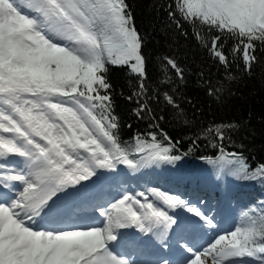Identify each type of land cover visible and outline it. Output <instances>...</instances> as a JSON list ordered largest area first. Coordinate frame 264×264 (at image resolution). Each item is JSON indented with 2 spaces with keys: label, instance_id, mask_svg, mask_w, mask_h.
<instances>
[{
  "label": "trees",
  "instance_id": "1",
  "mask_svg": "<svg viewBox=\"0 0 264 264\" xmlns=\"http://www.w3.org/2000/svg\"><path fill=\"white\" fill-rule=\"evenodd\" d=\"M120 6L143 71L108 62L99 71L94 88L111 136L131 154L137 146L157 150L137 170L147 182L175 187L204 175L217 196L234 192L249 223L245 244L264 264V27L206 0ZM221 159L231 165L221 167Z\"/></svg>",
  "mask_w": 264,
  "mask_h": 264
},
{
  "label": "rangeland",
  "instance_id": "2",
  "mask_svg": "<svg viewBox=\"0 0 264 264\" xmlns=\"http://www.w3.org/2000/svg\"><path fill=\"white\" fill-rule=\"evenodd\" d=\"M35 3L37 0H35ZM42 1V0H39ZM102 1H99V4ZM228 2V6L234 5L236 3V10L240 6L241 2L243 0H226ZM264 2V0H261ZM213 3L217 5V1L213 0ZM98 4V3H97ZM94 5V4H93ZM89 0H62V1H57L55 2V6L62 7L70 17L71 23L76 25L77 27L80 28V35H88L89 41L87 48L90 50H95L98 51L99 54H102L103 56L107 57V59L114 64H120V63H125L131 66L134 70H137V67L140 66L139 62L136 61L139 59L141 63V69L140 72H142L143 68V62H142V57L139 55L138 52V41L136 38V35L134 31L125 23L116 21L120 19V17H116V11L113 10V8H109V17L112 19L110 20L106 12L102 9L101 6H98L99 10V17L102 19V21L109 27V31H106V37L105 39L96 42V39L98 37L97 34V28H96V8H94ZM60 10V8H59ZM5 11V14H11L15 16V12H17V8L14 4H12L10 1H7L6 7L3 6V9L0 10V14ZM240 10H237V12ZM60 13V12H59ZM58 13V14H59ZM1 16V15H0ZM2 17V16H1ZM23 24L27 23L28 19L21 17ZM4 20L0 18V29L2 25L4 24ZM27 26V25H26ZM44 30H39L36 29L35 34L29 36H25L22 34V30L17 32V37L16 38H11V42L9 45V64H21L25 66H30L31 64H34L37 62V65H40V61H44L46 58L52 57L55 53L58 51H62L63 47L62 45H58L57 48H51L50 44L51 41L49 39H41L42 32ZM104 33V32H103ZM22 35L24 37H22ZM38 35V36H37ZM0 38H2V35L0 33ZM101 45V49L99 46ZM52 49V51H51ZM56 49V52H54ZM54 54L52 55V53ZM82 55L87 58L91 59L92 56L88 52H83ZM44 64H41L43 66ZM95 66L94 63H89L87 66H81L79 64H73L71 66V69L64 75H62V78H64V82H74L77 83V74L79 71H81L82 76L85 75L86 73H89L92 68ZM56 67L54 65H49V69L51 71H54L56 73ZM40 80L46 84L47 81L42 78V75H40ZM82 81L84 79L81 78ZM61 82V83H62ZM28 89H25L27 91ZM17 98V97H16ZM16 98H14L12 101L15 103ZM35 99L31 96L28 95L26 97L20 96L17 99V103L21 104L24 107V112L26 114H30L31 110L36 107L35 104ZM41 110L37 106V119L34 121L37 123V129L41 132L44 131V126L48 125L45 124L46 119L44 117L40 116ZM32 121V120H31ZM30 121V123H31ZM79 157H75L73 155H69L65 158L68 162L76 164L81 171H87V166L85 165L84 162L80 160ZM148 191V190H147ZM144 193L145 200L141 201L142 204H147L150 206L151 202L149 199V195H154L156 192L152 189L148 191V193ZM158 195V194H157ZM162 197L161 199L167 202V196L162 192L160 195ZM204 200H208L205 198ZM191 215L196 216L198 221L202 220H207V223L201 222L199 225H197V222L192 221L191 224L196 226L199 230H203L207 225H214L215 220L218 219V225L222 224L226 215V210L223 212H220L219 215L216 214V210L214 212H211L213 215L204 214L203 209H201V203H193L189 207H185ZM202 211H201V210ZM205 209V208H204ZM6 212L5 210H3ZM229 211V210H227ZM233 210H231L232 212ZM216 212V213H215ZM109 220L112 224V219L111 214L108 216ZM209 218L210 220H208ZM222 228V227H221ZM111 230V228H110ZM2 233V232H1ZM90 232H86L84 237L81 239L84 242L85 246H88L90 251H92L94 254H97V258L99 261V264H116V262L112 261L108 255L103 256V254H106L104 252L103 254L100 253V251L103 249V242L106 239L107 231L102 230L100 233L94 234V240L88 238ZM92 233V232H91ZM245 237V231L243 228V222L240 223H233V216L231 218H228L226 227L219 230L213 235V241L210 244V246H206L205 249L202 250H196L197 253L193 257L190 258V261H186L183 264H252L251 262L255 263L257 259L255 257H250L244 256L243 259L244 261L237 260V257L240 256V251H239V245L240 242L243 241ZM88 238V239H87ZM34 244V242H30ZM3 245L8 247V251L12 252L14 258H18L21 256L20 249H19V242L17 241L16 243H9L7 241L3 242ZM241 247V246H240ZM22 251L25 253V257H28L31 255L34 251V253L37 254V249L34 246H30L29 249L28 247H24ZM41 252L40 254H37L35 257H31L32 263L30 261L25 262L26 264H37L38 261L41 259ZM242 256V254H241ZM69 256L65 254L61 262L59 264H69L67 258ZM73 259L75 260V264H82L80 256L78 254H75ZM192 262V263H191ZM258 262V261H257ZM15 264H19L15 262Z\"/></svg>",
  "mask_w": 264,
  "mask_h": 264
},
{
  "label": "bare ground",
  "instance_id": "3",
  "mask_svg": "<svg viewBox=\"0 0 264 264\" xmlns=\"http://www.w3.org/2000/svg\"><path fill=\"white\" fill-rule=\"evenodd\" d=\"M34 204H37V206H38L40 203L35 201ZM39 207H40V206H39ZM148 235H149V234H146V236H148ZM146 236H145V237H146ZM77 237H80V235L77 234L76 238H77ZM149 241H150V242L157 243V242H158V239L154 237V238H151ZM80 247H81V244H79V246L76 247V248L79 249ZM58 257H59V254H56V255L54 256L53 259H55V258L58 259ZM51 258H52V257H50V259H51ZM53 259H52V260H53ZM52 260H50V261L48 260L47 264L51 263ZM55 263H56V262H55Z\"/></svg>",
  "mask_w": 264,
  "mask_h": 264
}]
</instances>
